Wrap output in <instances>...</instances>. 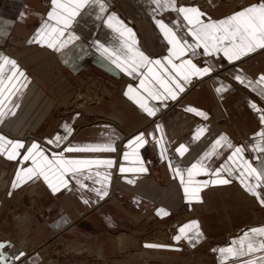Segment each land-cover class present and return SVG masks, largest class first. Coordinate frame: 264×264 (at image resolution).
<instances>
[{"label": "crops", "instance_id": "1", "mask_svg": "<svg viewBox=\"0 0 264 264\" xmlns=\"http://www.w3.org/2000/svg\"><path fill=\"white\" fill-rule=\"evenodd\" d=\"M209 1L212 9L208 12L194 0H175L177 6H198L202 12L206 13L203 17L205 20H220L252 4L262 2V0H243L242 7L238 8V5L226 3L229 0L226 2L224 0ZM104 3L106 8L101 12L99 4H94L89 0V3L79 10V14L65 31V39L72 32L77 38L62 48H52L35 39L38 29L45 20H49L51 0H0V56L14 59L28 77V80L23 82L24 86L18 84L17 89L13 90L11 95L5 92L6 98L3 99L5 115L0 117V134L7 136L9 140L23 141L24 148L20 149L21 153L35 142L45 150L49 158L112 159L114 161L111 166L93 164L90 168H81L75 174L66 173L65 176L69 183L59 191L53 192L42 177L26 180L14 188L12 184L16 172L20 168L30 167L31 161H24L22 155L16 159H10L5 153L0 152V164L4 161L14 163V175L10 182L12 198L16 199L20 193L27 191L36 197L47 214L45 223L33 227L34 233L30 242L34 246L46 243L54 232L66 229L77 217L97 205L100 209L103 208L101 213L104 215L102 216L104 222L110 224L116 220L112 217V212L119 217L124 214L135 218L142 215L167 218L180 211L181 208L204 203L205 197H208L206 191L209 188H217L220 190L211 197L218 205L227 202L224 209L230 208V214L226 216L223 210L221 213L227 217L228 222L231 223L227 224H230L229 226L234 230L226 242L214 245L211 252L206 254L207 257L210 255L212 264H247L249 260H254L255 264H264V249L258 247L259 241L264 240V236L250 232L253 228L264 227V205L260 204L259 198L248 192L240 183L238 177L241 175L242 167L237 165L242 166V161L239 159L235 163L229 161L228 157L235 149L224 143L217 146L211 155L204 157L206 152L212 150L214 142L221 135H226L232 145L243 146L244 160L250 162L258 170H264V139L259 135L261 129H264V121L261 120V113L252 106L254 102L259 108L264 109V95L260 91L264 86L257 83L249 87L246 83L241 84L235 79V76L242 70V74L250 80H259L260 75L264 74V48H256L235 61H228L221 52L219 56L222 63H233L232 66L226 68L225 75L215 72L218 67L215 57L218 55L206 52L203 45L186 51L182 56L173 57V62L176 64L191 59L200 67L211 66L213 71L203 76H191L189 81L185 82L183 91L175 99L156 100L148 98L145 94L148 104L157 109L159 106H166L169 102L180 101L183 106V109H179L175 114L163 116L160 121H153L154 116H149L126 95L130 84L135 89H139L141 72L147 73L148 68L141 67L129 76L122 67L113 63L112 59L100 51L99 45L95 42L100 41L101 44L116 50L117 55H120L124 41H128L134 48L144 52L150 58L161 59L170 72H175V69L163 59L170 55L169 48L172 45L157 24V20H163L178 37L187 41L188 44L195 43V38L189 31L192 25L182 13L167 6L160 7L157 0H104ZM160 3L166 4V0H160ZM113 12L128 28L133 30L134 35L122 36L120 32L108 26L106 20ZM50 22L55 23V21ZM26 45L37 53V55L32 54L33 66L20 58L19 49ZM44 50L50 53H43ZM200 57L207 59L201 63L198 60ZM0 63L3 61L0 60ZM10 68L11 65H4L5 78ZM57 69H61L63 74L65 73L69 78L77 77L83 71L85 74L93 72L95 75L111 80L118 85L117 89H119L108 99H104L100 105H89L84 108L85 114L99 115L101 119L78 126L77 121L82 116V113L78 112L69 119L61 120L51 127L49 132L42 134V125L47 121L51 109L43 112L41 99L34 100L37 96L35 91H38V96L43 88L46 93H49L44 86L43 78H39L35 71ZM155 70L167 78L159 66H155ZM58 76L56 74L48 80L45 79L44 82L53 83ZM193 77L202 79L194 88L190 85ZM35 81L36 86L32 92V85ZM221 85L224 86L223 91L219 90ZM222 101L226 102L225 112L220 104ZM190 106L202 110L207 115L201 116L189 111ZM158 112L159 110L156 114ZM224 117L225 122L220 123L219 119ZM65 124L69 128H65ZM158 125H162V129ZM200 127H203L205 131L197 139L195 133ZM185 128L188 131L184 134ZM140 132L144 133L147 141L136 149L140 160L135 158L125 160L124 153L131 151L128 141ZM56 136L64 137V139L55 142ZM236 137H240V140L237 141ZM117 140L125 141L127 149L122 157H119L121 164H119L118 171L122 176L119 181H116L113 189L115 199L107 202V195L110 194L112 188L110 167L116 164L117 149L114 151L104 148L77 150V146L111 143L115 147ZM181 144L186 146L183 155L177 151ZM201 157H204L203 164L211 170V174L199 172L194 177L197 181L214 179L215 169L220 168L222 169L220 175L225 176L230 182L227 184L208 183L201 186L199 195L202 199L190 202L186 199L180 176L173 172V168L179 167L183 170L185 179H187V169ZM141 161L147 171H120L121 165L125 168H138ZM225 169L228 170L225 171ZM105 173L110 176L107 181L104 180ZM249 180L258 183L254 176L249 177ZM3 183L5 184V181ZM261 188H264V185H259L257 190ZM95 189L106 190L107 195L101 196ZM238 197L244 199L237 200ZM229 201L234 204H230ZM5 207V201L0 199V215L5 211ZM159 209H165L167 214H160ZM213 213L209 211V214ZM201 217L202 215H199L177 225L176 235L180 234L182 226L192 220L199 222L200 229L199 238H196L194 229L189 232V235L194 237L192 241L182 236L178 241L180 243L178 249L184 250L186 246L194 248L207 238V230L211 228V225L208 224L209 227L205 228ZM210 217L209 219L213 220L217 218L214 215ZM71 229L75 230L73 227ZM246 232L249 233L248 238H245ZM27 240L29 241L28 238ZM0 242H3V247L0 248V257L3 259H0V264H37L40 260L39 253L30 255L27 248L13 243L8 237H0ZM249 242L254 245L251 252L247 250ZM228 247L236 248L241 254L232 256L219 251L221 248Z\"/></svg>", "mask_w": 264, "mask_h": 264}, {"label": "snow or ice", "instance_id": "2", "mask_svg": "<svg viewBox=\"0 0 264 264\" xmlns=\"http://www.w3.org/2000/svg\"><path fill=\"white\" fill-rule=\"evenodd\" d=\"M92 3H98L100 11L103 12L106 8L104 0H91ZM160 7H169L175 9L177 12L182 13L184 18L188 21L192 27L189 29L192 36L195 38V43L188 44L187 41H183L176 35L172 28L164 23L163 20H157V24L163 30L164 35L168 38V42L172 45L169 48L170 55L163 59L175 69V72H170L162 63L161 59H152L144 52L134 48L128 41H124L120 55H117V51L112 48L106 47L101 44L100 41L95 43L99 45V50L102 51L109 59L113 60V63H117L119 67H122L129 76L133 75L134 71L140 70L141 67H147L148 72H141V80L139 89H135L133 85H128L126 95L134 100L140 108L146 112L149 116H155L157 112L156 107H152L148 104L145 94L148 98L156 100H167L175 99L178 94L183 91L185 82H188L191 76H203L207 73H211L213 68L211 66L200 67L193 63L191 59L181 61L179 64L173 62V57L182 56L186 51L194 50L195 48L203 45V48L208 53H215L219 55L221 52L228 61L239 60L242 56L249 52L254 51L256 48H264V0L257 4H252L239 11L228 15L227 17L220 20H205L203 17L206 13L202 12L198 6H177L175 0H166L165 3H160L157 0ZM89 0H51L52 8L48 12L49 20H45L41 27L38 29L35 39L41 43L48 45L52 48H62L65 44L70 43L73 39H76V34L72 32L66 39L65 31L73 23L75 17L79 14V10L84 8ZM50 21H55L51 23ZM106 23L110 28H114L121 35L133 34V30L128 28L122 20L116 15L111 13L108 16ZM134 35V34H133ZM127 49V51H124ZM0 117L5 115L3 111V99L5 92L9 95L12 94L13 90L17 89V85L24 86L23 82L28 80V77L23 69L19 67L14 59H10L7 56H0ZM9 64L11 68L9 74L5 78L4 65ZM155 66H159L166 74L161 76L156 72ZM235 79L241 84H247L252 87L254 84L264 86V74H261L258 81H253L242 74L235 76ZM183 81V82H182ZM224 86L221 85L220 91H223ZM255 90V89H254ZM261 94L264 95V87L260 89ZM253 108H256L261 113V120L264 121V109L259 108L253 102ZM191 112L197 113L201 116L207 114L200 109L195 107H189ZM65 128H69L67 124ZM162 129V125H158ZM70 130V129H69ZM205 131L203 127L197 129L195 135L198 139L199 136ZM260 137L264 139V129H261L259 133ZM64 137L56 136L55 142H60ZM147 143L144 133L140 132L128 141V145L131 149L130 152L124 153V159L140 160L139 153L136 151L142 144ZM222 143L227 144L228 147L234 148L235 150L228 157L229 161L233 163L237 159L242 161L241 175L238 177L240 183L244 185L248 192L252 193L259 198V203L264 205V188L257 190L259 185H264V170H258L253 167L250 162L243 159V146H234L228 140L226 135H221L213 144L212 150L206 152L204 157L212 154L217 146ZM24 148V143L21 140H9L7 136L0 134V152L5 153L10 159H16L22 155L24 161H31V166L27 168H20L16 172L15 180L12 186L18 187L21 183L26 180L33 178H43L47 182L53 192L59 191L60 188L65 187L69 181L66 179V173H77L81 168H90L93 164L96 165H107L113 164L112 159H79V158H60L56 157L49 158L45 150L40 147L38 143H32L21 153L20 149ZM109 149L115 150L113 144H86L77 146V150H97V149ZM177 151L180 155H183L186 151V146L181 144ZM163 155V152H161ZM201 157L196 163H193L191 167L187 169V179H185V173L179 167L173 168V172L179 174L180 182L184 186V192L188 201H199L202 197L199 195L201 186L208 183L211 184H227L230 181L223 175H220L222 169H215L216 176L210 181H197L194 177L199 172H205L211 174V170L204 166L203 159ZM228 169H225L227 171ZM121 172L126 171H147L143 167L141 161L140 166L135 169L125 168L123 165L120 166ZM246 173V175H245ZM99 175V173H98ZM255 177L258 183H253L249 180V177ZM110 176L105 173L104 180L107 181ZM87 187V185H83ZM101 196L107 195L106 190L95 189ZM160 214L165 215V209H159ZM195 230L196 238H199L200 229L199 222L196 220L190 221L180 228V234L174 237L175 240L179 241L182 236H186L189 241L193 240V235H189V232ZM251 233H259L264 236V227L253 228L250 230ZM249 237V233H245V238ZM151 247H170V245H149ZM3 247V242H0V248ZM253 243L249 242L247 250L251 252L253 250ZM258 247L264 249V240H260ZM221 253L230 254L236 256L241 254L239 250L234 247L221 248ZM3 259V257H0ZM247 264H255L254 260H249Z\"/></svg>", "mask_w": 264, "mask_h": 264}, {"label": "rangeland", "instance_id": "3", "mask_svg": "<svg viewBox=\"0 0 264 264\" xmlns=\"http://www.w3.org/2000/svg\"><path fill=\"white\" fill-rule=\"evenodd\" d=\"M224 1L226 2V0ZM194 2L205 11L209 12L212 9L209 0H194ZM242 2L243 0H229L226 3L238 5L237 7L239 8L242 7ZM29 47L28 45L21 47L19 55L21 59H24L33 66L34 60L32 56L37 55V53L30 50ZM44 51L43 53H50L47 50ZM206 59L205 57H200L198 60L203 63ZM215 60L218 64L215 72L222 75H225L224 71L226 68L233 64L222 63L219 55L215 57ZM53 61L56 60L53 59ZM35 72H37L39 78H43L44 86L48 90L47 92L50 93H46L45 88H43V92L36 99L37 101L41 99L40 102H43V106H41L43 112L51 109L47 121L42 125V134L49 132L51 127L61 120L69 119L73 114L78 112L82 113L79 121H77L78 126H84L97 121V119H101L102 117L99 115L85 114L84 108L89 105H100L104 99H108L110 95H113L112 93L119 89H117L118 85L114 84L111 80L95 75L93 72L85 74L83 71L74 78L66 77V74H63L61 69ZM56 74L59 76L53 83L48 84L44 82L45 79L48 80ZM81 74L85 75L81 76ZM200 80L202 79L193 77L190 83L191 87L194 88L198 85ZM34 83L36 84V81ZM220 104L222 110L225 112L226 102L222 101ZM179 109H183L180 101L169 102L164 107L159 106V112L152 120L160 121L163 116L175 114ZM225 120L226 118L224 117L219 119V122L223 123ZM187 131L185 128L184 134ZM236 140L239 141L240 137H236ZM115 149H117L118 154L116 153V158L114 157L116 164L110 167L112 188L110 189V194L107 195V202H110V200L114 201L113 189L115 188L116 181H119L122 176L118 168L119 164H121L119 157H122L123 152L127 149L125 141L119 142L117 140ZM246 156H248V153H246ZM2 169L4 170L3 173ZM13 175L14 163L4 161L0 164V199L6 203L5 211L0 215V237H8L13 243L27 248V252L29 251L30 255L39 253L40 260L37 264H212L210 255L207 257L206 254L211 252V248L214 245L226 242L234 230L229 226L231 223L228 222L227 217L221 213L223 210L226 216L230 214V208L224 209L227 202L218 205L216 200L211 197L220 189L209 188L206 191L208 197H205L204 203L195 204L194 207L187 206L181 208L180 211L167 218H160L157 215H142L135 218L130 215L125 216L124 214L119 217V215L112 212V217L116 220L110 224L109 222H104L102 219L104 215L101 213L103 208L100 209L97 205L89 208L91 212L88 211L77 217L66 229L54 232L49 236V240L46 243L34 246L30 242V238L34 233L32 231L33 227L45 223L47 221V214L38 200H36V197L27 191L20 193L18 195L19 198H12L13 195H10V182ZM2 181H5V184ZM239 199L244 198L238 197L237 200ZM229 202L230 204H234L231 201ZM209 211L210 213H214L209 214ZM23 214H29L32 219L31 224L28 225V234L26 232L27 228L25 231L22 230L17 221V216ZM199 215H202V223L205 228L211 225V228L207 230V238L194 248L186 246L184 250L178 249L180 243L174 239L178 232L177 225L184 220ZM213 215L217 218L214 220L209 219ZM72 227L75 230H72ZM119 235H122L124 240L122 248H119L117 242ZM22 237L29 239L26 247L21 243ZM65 238L89 243L92 248L89 251L80 253L69 250L64 244ZM100 245L103 250L102 255H99L97 251ZM149 245H170V247H151Z\"/></svg>", "mask_w": 264, "mask_h": 264}, {"label": "bare ground", "instance_id": "4", "mask_svg": "<svg viewBox=\"0 0 264 264\" xmlns=\"http://www.w3.org/2000/svg\"><path fill=\"white\" fill-rule=\"evenodd\" d=\"M32 86H33V89H32V92H33L34 89H35V86H36L35 83H33ZM36 89H37V87H36ZM42 92H43V89L41 90V93ZM34 93H36V95H37L35 97L33 96L34 100H36V99L39 98V96L37 94L38 91L37 92L35 91ZM41 93H39V95ZM17 221H18V223H19V225H20L22 230L25 231L26 228H27L26 232L28 234L29 233L28 225L31 224V221H32L31 216L29 214L18 215L17 216ZM21 240H22L21 243L24 245V247H26L28 245V243H29L28 240L26 238H24V237H22ZM117 242H118L119 248H122L123 244H124V240H123V236L122 235L118 236ZM64 244L66 245V247L69 250H72V251H75V252H78V253L83 252V251H89L92 248V246L89 243L81 242L79 240L70 239V238H65V243ZM97 251H98L99 255H102V251L103 250L101 248V245L99 246V249Z\"/></svg>", "mask_w": 264, "mask_h": 264}]
</instances>
